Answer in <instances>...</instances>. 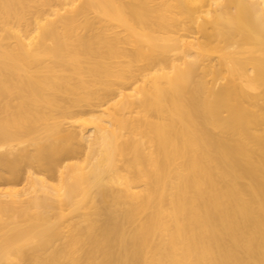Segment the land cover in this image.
Instances as JSON below:
<instances>
[{"label":"bare ground","instance_id":"obj_1","mask_svg":"<svg viewBox=\"0 0 264 264\" xmlns=\"http://www.w3.org/2000/svg\"><path fill=\"white\" fill-rule=\"evenodd\" d=\"M0 264H264V0H0Z\"/></svg>","mask_w":264,"mask_h":264}]
</instances>
